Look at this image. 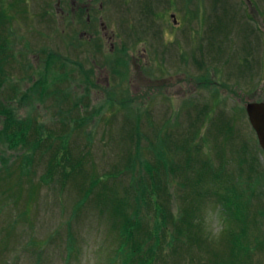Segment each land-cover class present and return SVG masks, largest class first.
<instances>
[{"label":"rangeland","instance_id":"obj_1","mask_svg":"<svg viewBox=\"0 0 264 264\" xmlns=\"http://www.w3.org/2000/svg\"><path fill=\"white\" fill-rule=\"evenodd\" d=\"M0 7L12 17L0 26L9 43L0 101L15 120L40 126L49 146L36 151L45 157L38 152L31 177L20 170L23 151H3L11 170L0 180V264H117L115 201L129 216L139 206L143 226L157 225L161 210L176 220L185 210L196 214L197 242L179 238L191 250L175 243L168 251L164 241L152 264H214L216 253L224 260L225 188L212 174L251 197L248 209L245 196L229 204L234 215L264 207V155L245 114L246 104L264 103V0H0ZM118 56L121 75L112 71ZM38 84L42 97L33 92ZM217 118L231 125L233 143L218 138ZM240 142L252 175L235 159ZM49 155L61 164L56 180L67 173L62 188L41 181ZM205 161L209 170L200 171ZM139 189L156 198L142 200ZM260 216L249 229L264 247ZM252 247L248 264H264V248Z\"/></svg>","mask_w":264,"mask_h":264},{"label":"trees","instance_id":"obj_2","mask_svg":"<svg viewBox=\"0 0 264 264\" xmlns=\"http://www.w3.org/2000/svg\"><path fill=\"white\" fill-rule=\"evenodd\" d=\"M22 11V10H21ZM77 12L81 14L82 16L85 14V7L77 8ZM81 16V17H82ZM11 18L9 16V12L6 14L3 9L0 7V26H2L3 31L5 30V25H8L9 22L11 21ZM8 41L6 39V35L2 36V32H0V87L2 86L4 82V74L1 70V66L6 62V56L8 55L9 52V47H8ZM93 50L94 53H102L101 50V45L96 42V44L93 45ZM123 51H126V48H123ZM117 60L115 61V68L112 70L114 74L121 75L120 69L123 66V59L118 56L116 58ZM203 79V78H202ZM41 85V86H40ZM42 84H38L34 86L33 92L34 94L39 95V97L42 95L38 93V90L41 89ZM42 90V89H41ZM42 92V91H41ZM217 92V91H216ZM215 93V92H214ZM45 94V93H43ZM11 109L4 106L2 102L0 101V147L3 148L4 150L0 149V166L3 165L0 169V180H2L4 177V174H9L10 165L9 163L7 164L4 158L3 151L6 152H18V151H23V154L21 155L23 157V162L20 163V170L23 172V177L28 176L31 177L33 176V172L35 171L34 166V159L37 157V154L39 152V160L44 158L45 156L43 153L38 150L39 147L44 144V148L47 146L45 143L48 142L46 137L42 135V130L40 131V126L34 124V121H32L30 118L28 119H23V120H15L13 117L14 115L11 114ZM198 111V115H199ZM197 115V116H198ZM222 120H215L216 122V128H217V133H219L218 138L222 137L223 135L225 136L224 140H231L232 143L234 141V134L232 133L231 130V125L229 122H221ZM217 140V139H216ZM240 147L236 148L235 152V158L236 160L239 161V163H245L247 164L246 166V173L248 175H252L254 170V165L252 158L247 159L242 156V154H245V150H247L246 145L243 144V142H240ZM64 149V148H63ZM218 149L221 151V148L218 146ZM41 152V153H40ZM45 152V151H44ZM241 152V157L239 156ZM248 152V151H247ZM223 155V154H222ZM220 155V157L222 156ZM50 156V155H49ZM244 156H247L244 155ZM55 156L52 157L50 156L49 158V163L47 170L45 174L41 177V181L45 186H48L51 183H54V180H56L57 176V170L59 168H56V166H61V164L56 163L54 161ZM15 161H12V163ZM186 164L190 163V158H187L185 160ZM224 166V162L222 160V157L220 158V165L218 166L217 170L222 169ZM73 169L72 167H70ZM74 170L76 171V168L74 167ZM200 171L202 170H209V162L205 161L202 165V167L199 169ZM66 171V167H65ZM67 172V171H66ZM218 173V171H217ZM212 174L211 180H214L216 182H220L223 188H225L224 193L219 197V200L223 204V206L226 208L227 211V216L228 218H225L226 222V228L223 229L222 232V241L223 245L226 248L225 254L227 255L224 260H222V255L220 253L214 254L212 260L210 263L214 264H248V257L250 256V247H252L254 250H262L264 247H262L261 244L257 243V234H254L255 232L250 231L258 229L259 225L257 221H255V216L264 215V207L259 209V214L253 213L252 215L249 214L248 211L245 212V214L242 216V218H239V215H234L232 211L229 209V204L231 202H237L238 199H240L242 196L244 197L245 194L243 193H235L233 191L232 186H230V183L227 182V176H226V182L224 183L221 178H217L216 174ZM67 173L62 171L61 174V180H56L57 182H61V188L64 184V179ZM250 180V178H248ZM255 183V178H252ZM84 180V179H83ZM102 181V180H101ZM100 182L99 178L95 180H90V183L92 185L99 184ZM89 183V184H90ZM251 185V184H249ZM19 188H21V185H18ZM94 187V186H93ZM189 187H191L189 185ZM93 188L89 189L91 192ZM87 191L85 192V195L82 200H88L90 197V192ZM140 193V196L143 200V197L148 196V200H153L155 195L154 193H150L147 190H138ZM260 199L262 197V194L258 191L256 193ZM103 204V206H106L107 204L110 203V198L106 196L105 193L100 192L97 195ZM246 197L245 201V209H248L249 206H247L248 202L250 201L249 199L251 197ZM156 198V197H155ZM117 202V203H116ZM153 202V201H152ZM118 208L116 209H111L113 214H109L110 220L112 221V228H117L118 229V234L117 236L120 238V245L117 249V255L114 257V260L117 261V264H152L154 259V253H152V250L158 248L163 244L164 241H166V250L171 251L173 250L175 243H178L180 246L187 247L188 250L190 249V245L188 242H197V231L199 233V230L201 227H199V223L196 225L194 222L196 221L195 218L197 217L196 214L193 213L191 210H185L184 213L181 215L179 219H174V217H166V214L163 213L161 210L159 213L156 212V214H159L158 219L161 221H157V225L154 223H150L149 221H146L145 223L147 225L143 226L142 219L138 217V212H139V206L135 205L134 208V213L133 215L129 216L126 214L125 211V206L120 203L119 201L114 202ZM81 206V204H80ZM257 211V210H256ZM147 216V215H146ZM114 217V218H111ZM241 217V216H240ZM195 220V221H194ZM167 222H170L168 225ZM199 222V221H197ZM174 227V231H170L169 227ZM145 227V229H144ZM262 229V228H261ZM196 230V231H195ZM160 234L158 236V234ZM254 234V235H253ZM183 237L188 241L187 243H183L180 241V237ZM263 243V241H261ZM147 246V247H146ZM218 252V251H217ZM152 253V254H151ZM220 257V258H219ZM219 258V262H217L216 259Z\"/></svg>","mask_w":264,"mask_h":264},{"label":"water","instance_id":"obj_3","mask_svg":"<svg viewBox=\"0 0 264 264\" xmlns=\"http://www.w3.org/2000/svg\"><path fill=\"white\" fill-rule=\"evenodd\" d=\"M245 113L251 129L254 131L258 145L264 155V103H249Z\"/></svg>","mask_w":264,"mask_h":264}]
</instances>
